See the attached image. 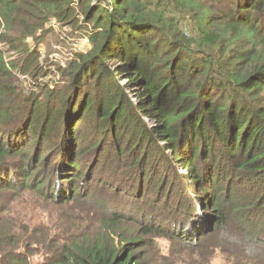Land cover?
I'll return each instance as SVG.
<instances>
[{"label": "trees", "instance_id": "1", "mask_svg": "<svg viewBox=\"0 0 264 264\" xmlns=\"http://www.w3.org/2000/svg\"><path fill=\"white\" fill-rule=\"evenodd\" d=\"M52 20L85 30L90 49L58 66L63 85L23 93L10 66L46 70L26 41ZM77 117L89 135L75 131ZM54 149L63 162L46 188L38 179ZM127 153H141L125 167L141 183L142 157L163 170L158 187L178 197L170 210L163 201L172 225L142 204L141 188L116 196L120 205L88 194L100 189L98 160ZM34 193L75 208L68 215L84 226L53 216L31 227L14 214ZM33 245L45 257L36 264H208L218 252L227 264H264V0H0V264H32Z\"/></svg>", "mask_w": 264, "mask_h": 264}, {"label": "rangeland", "instance_id": "2", "mask_svg": "<svg viewBox=\"0 0 264 264\" xmlns=\"http://www.w3.org/2000/svg\"><path fill=\"white\" fill-rule=\"evenodd\" d=\"M79 20L80 22H83V17L79 16ZM47 28L49 29L42 34L41 40L36 41L35 38H29L26 41L27 48L30 51H37L40 54V63L45 66L46 70L43 71L40 76L35 78L32 75L23 73L19 69L17 70V68L14 66H10V68L15 71V76L17 79L16 80L17 90L21 89L23 93H26L30 90L31 91L34 90L36 93H39L40 91L38 92L37 90H35V88H37L36 87L37 84L39 83L42 85L41 87H43L45 84L49 85L50 89H55L57 84H59V86L63 85V81H62L63 78L61 77L62 74H60L58 66L65 67L68 61L70 60V58H72L77 52L86 53L90 49L89 40L85 35L86 31L83 29H79V30L71 29L66 25L64 26L60 24L56 20H52L50 23H48ZM7 57H8L7 61H9V58L13 59L16 65L20 66L21 69L22 64L24 63V60L21 58V55L17 54L16 51H12L9 54H7ZM65 83H67V81H65ZM122 83L125 84L126 80H124ZM130 93L131 96H133L132 92ZM18 100L20 101V99ZM17 103L18 104L21 103L22 105L27 104V103H23L22 101ZM77 120H79L78 117L75 118L74 121L75 131L83 126L84 129L82 132L83 134L85 133L84 136H86V134L89 135L90 129L87 128V125L86 124L84 125V123L81 122V120H79V122H77ZM99 139H101V137H99L98 140ZM102 141L103 139L100 140L99 145L103 143ZM30 145L32 146V144ZM31 146H30L31 152L35 151V149L33 148L34 144L32 148ZM44 148L46 149L48 147L45 146ZM48 153H49L48 155L51 156L50 159H51L52 167L49 168V171L41 172L40 179H38V181L40 182L45 178L46 188L51 187L54 181L55 182L57 181L56 176L49 179L48 174L51 173V170L55 169L56 171V168L61 166V164L59 165V160L60 162H63L61 159H59L57 149L50 150L48 151ZM127 155L129 156L126 157ZM139 155H132V153H127L126 155L115 154L114 157L111 158H105V157L100 158L98 161L101 162V164L103 165L102 166L103 174L100 176L99 179L93 180L92 183L94 184V186H96L95 185L96 181H98V183L101 182L99 184L97 183L100 189L91 188V190H87L88 194L95 195L97 193V194H101L105 198L108 197L115 198L112 200V202H114L116 205H120L119 199L127 197L128 195L132 194V192L136 194L141 188L142 190L141 196L143 199L141 201L142 204L146 205L147 203L150 204L152 208L158 209L159 212L161 213V217H158V221L172 225L170 216L167 215V213L166 214L162 213L163 212L162 209L164 208L163 203H165L163 201L167 200L166 203L169 204L168 208L170 210L173 209V206L175 207L174 196L176 197V199H178V197L174 194H170L169 196L164 195V193L162 194L163 191L162 189H160V186L158 187V184L161 182V174L163 170L158 169V167L156 166L157 164L156 161H154V159H150L151 157H149L148 159H146V157H142L143 161H145L146 163L145 166L147 167V175L145 176L146 180H144L142 183H141L142 179H140L136 173L137 169H130L129 167L128 169H125L127 164L130 163V160H134V158L136 156L139 157ZM115 159L117 161H115ZM86 161L87 159H85L82 164L85 165ZM43 163L47 164L48 162H43ZM53 165L55 167H53ZM175 167L176 169L179 170V172L183 170L182 166H179L178 164H176ZM87 172H88V168L82 171L83 177L79 180L80 184H84L85 181L82 179H84V174H86ZM148 179H151V182L148 181ZM155 183L157 185L156 187H155ZM143 184L144 186L141 187V185ZM70 186H73V184L70 183ZM64 189H67V187H64ZM122 190L124 191L121 192ZM31 195H27L24 198L19 199L15 203V214L13 213L14 215H18L19 213V216L22 219H24L26 223L29 224L31 227H34L43 221L48 222V220L53 216H61V219L59 220L60 225L70 226L79 223L81 224V226H84L85 223H82L81 219L79 220L78 218L71 219V217H69L68 213L73 210L75 215L78 214L75 208H69V207H65V205L56 204L55 202L49 200V198L39 199L40 197L37 196L35 193L34 195L33 194ZM116 196L120 198L118 199ZM133 202L134 201L131 200V203ZM162 214L164 215V217H162ZM177 222H178L176 228L177 230L179 229V225L181 224V229L178 230L179 232L181 230L187 231V229L189 228V224L191 223V221L188 222L186 220L181 221L180 219H178ZM73 229H75V227H73ZM209 230L213 231L212 228H210ZM226 231H227L226 229L223 230L222 228H217L213 232L216 235L222 237ZM229 235H231L232 238L231 237L230 238L232 240H235V242L237 243L241 242L242 239L246 238L242 235L241 232H236V231H234V233H229ZM196 239L197 241H199L200 238L197 237ZM30 243L31 242H28L27 244ZM168 245H169L168 242L164 240L163 247L165 250H166L165 246ZM32 247H33L32 249L34 251V255L31 258V263L36 264L37 262L44 260L45 258L44 253L40 252L38 248H37L38 252L35 251L34 250L36 249L35 245H33ZM179 255H180V260L182 262H184L185 259L188 258L186 251H181ZM179 264H188V263L179 262ZM208 264H227V263L224 260L223 256L218 252L213 255V258L209 261Z\"/></svg>", "mask_w": 264, "mask_h": 264}]
</instances>
